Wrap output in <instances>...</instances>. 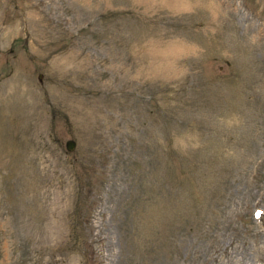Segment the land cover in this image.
<instances>
[{
    "label": "rangeland",
    "instance_id": "rangeland-1",
    "mask_svg": "<svg viewBox=\"0 0 264 264\" xmlns=\"http://www.w3.org/2000/svg\"><path fill=\"white\" fill-rule=\"evenodd\" d=\"M0 264H264V0H0Z\"/></svg>",
    "mask_w": 264,
    "mask_h": 264
},
{
    "label": "water",
    "instance_id": "water-1",
    "mask_svg": "<svg viewBox=\"0 0 264 264\" xmlns=\"http://www.w3.org/2000/svg\"><path fill=\"white\" fill-rule=\"evenodd\" d=\"M64 145H65V148L67 150H71L74 146V140L71 139V138H67L65 141H64Z\"/></svg>",
    "mask_w": 264,
    "mask_h": 264
}]
</instances>
